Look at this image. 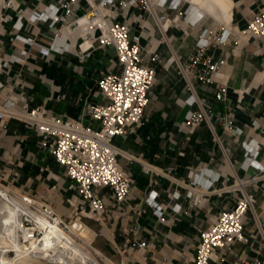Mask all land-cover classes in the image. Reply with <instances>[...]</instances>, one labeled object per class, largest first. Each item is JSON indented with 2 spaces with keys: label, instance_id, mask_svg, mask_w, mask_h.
<instances>
[{
  "label": "crops",
  "instance_id": "0c3cea01",
  "mask_svg": "<svg viewBox=\"0 0 264 264\" xmlns=\"http://www.w3.org/2000/svg\"><path fill=\"white\" fill-rule=\"evenodd\" d=\"M37 1L14 0L24 11L22 15L0 9L1 14L9 16L1 25L0 57L10 59L0 75V95L11 93L30 108L42 106L48 115L97 128L99 122L89 117L85 105L106 102L97 81L106 72L119 71L114 66L115 51L111 46L100 48L96 44L85 50L82 41L72 37L70 27L60 23L53 27L30 23L28 14ZM230 1L227 17L210 0H188L182 9L191 6L204 17L194 27L180 19L178 26L170 25L160 32L146 14L136 21V12L128 20L130 37L139 36L146 52L144 61L154 66L156 81L144 121L115 138V144L127 156L119 158V164L133 179V191L124 203L116 204L112 191L101 189L105 211L82 223L93 233L90 246L105 263L124 259L134 264H193L200 231L209 227L218 213L234 205L235 195L226 187L236 178L246 179L255 173L252 166L245 167L247 145L254 141L258 158L264 156V37L237 34L225 44H210L204 57L210 65L223 64L210 81L194 79L192 90L175 63H190L201 29L241 31L252 13L264 9V0ZM49 3L41 0L38 8ZM80 6L78 15L87 9L84 0ZM153 55L156 60L150 61ZM196 68L203 66L198 64ZM221 88L225 96L218 100L216 94ZM195 98L204 99L210 106L212 127L205 121L193 128L186 125L188 114L198 110L195 102L190 103ZM220 116H226V124L216 120ZM210 171L218 175L212 184ZM0 180L11 191L27 194L55 213L62 212L68 198L77 194L64 170L39 145L34 130L16 119L0 121ZM150 191L157 192L154 204L147 200ZM248 191L256 217L249 214L246 219V241L235 243L222 253L221 260L210 264H264V180ZM168 193L174 195L169 197ZM155 210H161L162 220ZM140 242L149 246L138 248Z\"/></svg>",
  "mask_w": 264,
  "mask_h": 264
},
{
  "label": "built area",
  "instance_id": "2783aa9c",
  "mask_svg": "<svg viewBox=\"0 0 264 264\" xmlns=\"http://www.w3.org/2000/svg\"><path fill=\"white\" fill-rule=\"evenodd\" d=\"M36 6L29 12L30 23H48L50 27L60 23L61 26L70 27L72 37L82 42H89L85 50L98 47H113L115 51V64L118 72H106L97 81V89L106 100L104 103H86L85 109L92 120L99 122V127L92 128L81 121L67 119L57 115H48L44 107L30 108L21 97L7 94L0 95V121L16 119L24 123L27 128L33 129L39 137V145L47 149L59 167L64 170L66 177L73 182L78 197V208L81 213L88 212L95 218L106 209V199L99 191L109 188L116 204L124 203L133 191V179L124 171L119 158H127L123 151L115 144L117 136L132 131L145 119V109L149 103V93L156 81L154 66L144 61L146 54L139 43V36L130 37V19L136 12V21L143 14L156 23L158 30L164 32L168 26H178L180 19L190 27L204 21L203 15L195 13L191 6L183 10L188 0H84L87 6L84 13L78 15L81 9V0H49L50 3L38 8ZM190 5V4H189ZM0 9H12L22 15L24 11L15 5L14 0H0ZM138 11H140L138 13ZM89 17L82 21V19ZM121 18V19H118ZM9 20L8 15L0 13V30L3 22ZM98 31L95 36L94 33ZM241 35L244 38L261 39L264 37V9L252 13L245 29L241 31L231 29L221 30L219 33L208 28L201 29L196 41V51L189 64L175 61L178 70L186 81L190 90L193 89L194 79L210 81L215 71L223 64L210 65L204 57L205 50L212 44H225L230 36ZM19 37H15L18 40ZM31 43L32 41H26ZM153 55L150 61H155ZM10 59L2 60L0 57V75L8 67ZM201 64L202 69L196 66ZM20 87L19 83H15ZM3 84L0 82V89ZM23 96V93L20 94ZM224 90L216 94L218 100L224 99ZM21 101V105H18ZM196 103L198 110L189 113L186 125L190 128L205 121L212 127L210 106L204 99L195 98L190 103ZM222 124L227 123L226 116L216 119ZM248 154L245 167L252 166L255 173L246 179L236 178L234 183L226 187V191L235 195L233 207L218 213L209 227L200 231L199 241L196 245L193 264H210L221 260L222 253L231 249L235 243H244L246 219L249 214L255 216L253 197L248 188L254 183L264 180V156L258 158V144L254 141L247 145ZM149 172L148 167H143ZM210 184L218 180L216 172L209 173ZM4 186L0 183V199L4 197ZM9 195H16L8 190ZM190 194V193H189ZM169 194L168 196H172ZM157 192L150 191L147 200L155 203ZM36 209L35 205H31ZM40 209L52 220L57 214L48 205H41ZM154 213L162 220L161 210ZM26 226L31 223L25 218ZM65 226L63 222L60 223ZM81 229L80 225L78 226ZM260 232V228L258 226ZM37 235V232H36ZM95 256L90 264H134L128 260L116 263H105L104 257L86 244ZM264 240V237H263ZM146 242H140L138 248H147ZM258 264V262L254 263Z\"/></svg>",
  "mask_w": 264,
  "mask_h": 264
},
{
  "label": "bare ground",
  "instance_id": "6f19581e",
  "mask_svg": "<svg viewBox=\"0 0 264 264\" xmlns=\"http://www.w3.org/2000/svg\"><path fill=\"white\" fill-rule=\"evenodd\" d=\"M210 2L229 17L230 0H210ZM88 17L89 15H86L82 21ZM97 34L98 31L94 33L95 36ZM88 44L82 42L81 45L86 48ZM4 187L6 199H0V264H41L42 260H50L55 264H90L95 259V256L83 249L64 230L67 226L60 224L63 221L58 215L52 220L40 209L43 204H38L25 195L17 197L9 195L7 193L9 189ZM31 205H35L36 209ZM24 217L29 218L31 226L23 223ZM78 226V223H74L70 229ZM36 232L40 235H36ZM87 234L89 235V233L85 235ZM8 252L13 253V257L6 258ZM95 252L97 253V250Z\"/></svg>",
  "mask_w": 264,
  "mask_h": 264
},
{
  "label": "rangeland",
  "instance_id": "374dc122",
  "mask_svg": "<svg viewBox=\"0 0 264 264\" xmlns=\"http://www.w3.org/2000/svg\"><path fill=\"white\" fill-rule=\"evenodd\" d=\"M116 62V60H115ZM115 68H117V66H115ZM0 183L2 185H4L2 183V181L0 180ZM6 186V185H4ZM9 190H11L12 188L9 186H6ZM14 193L16 194L14 197H17L18 195H25L28 196L27 194L24 193H20L19 191L13 189ZM30 198V196H28ZM38 204H41L40 202H37ZM54 207V206H53ZM78 208V197L77 194L73 195L71 197L68 198V200L65 202L64 207H61V211L62 212H56V214H58L59 216H61V220L63 221V223L67 226V229H64L66 232H68L70 234V236L85 250H87L88 252H90V254L92 256H94V253L85 245H83L78 238H80L81 240H83L86 244H88L89 246L91 245V240L93 237V233L91 231H89L90 229L86 226H84L82 223H89L90 221L94 220L95 218L92 217V215L88 212V210H86L85 212L81 213L79 211ZM63 214V215H61ZM26 219H29L27 217H24L23 221H25ZM74 223H78L81 227V229L78 230V228H72L70 229V226ZM32 223H29L28 225L31 226ZM83 229V230H82ZM39 231V230H38ZM41 233V231H40ZM86 233H89V235L87 234V236L85 235ZM38 235V232H37ZM40 235V234H39ZM38 235V236H39ZM37 236V237H38ZM86 236V237H85ZM96 250V249H94ZM6 258H11L13 257V253H6L5 255ZM88 263V260H87ZM41 264H55L52 263L50 260H42ZM89 264V263H88Z\"/></svg>",
  "mask_w": 264,
  "mask_h": 264
}]
</instances>
